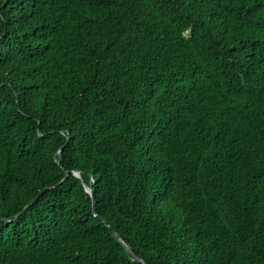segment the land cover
Instances as JSON below:
<instances>
[{"label": "trees", "instance_id": "trees-1", "mask_svg": "<svg viewBox=\"0 0 264 264\" xmlns=\"http://www.w3.org/2000/svg\"><path fill=\"white\" fill-rule=\"evenodd\" d=\"M0 82V264H264V0H0Z\"/></svg>", "mask_w": 264, "mask_h": 264}, {"label": "snow or ice", "instance_id": "snow-or-ice-1", "mask_svg": "<svg viewBox=\"0 0 264 264\" xmlns=\"http://www.w3.org/2000/svg\"><path fill=\"white\" fill-rule=\"evenodd\" d=\"M223 3H231L232 5H236V0H222ZM235 10V8L233 9ZM242 10V8H241ZM189 39L191 38L190 36L188 37ZM0 87H3V82H0ZM20 114L23 115V109H21ZM3 116V113L0 112V117ZM130 114L128 112H121L119 113L115 119L117 121L119 119H123L125 121L129 120ZM30 118V114L28 116ZM2 142V141H0ZM163 147V145H162ZM9 161L4 159V156L2 153H0V168H2L5 164H7ZM168 193L167 192H161L157 199L160 201H163L167 198ZM4 195L3 192L0 191V199H3ZM213 212H216V209L214 208L212 210ZM231 211L230 208L228 207H223L222 213H217V219L220 224H226L229 221L223 219L224 215H227ZM181 223L185 225V234L181 235L179 231L177 232V237H176V243L177 247H180V245H183V249L185 252V260L184 264H208V259H205L201 257L200 253H197L195 256L191 255L189 253V248H194L195 244L199 243L201 248H204L205 245L210 246V250H214L216 245L214 244V241L217 239V236L213 235L211 239L208 238V235L206 234L205 231H199V236L203 237V242L201 243L199 240H196L195 237L197 236V232L193 231V228H196V225L193 224L192 219L188 217L187 213H184L183 211L181 212Z\"/></svg>", "mask_w": 264, "mask_h": 264}, {"label": "water", "instance_id": "water-1", "mask_svg": "<svg viewBox=\"0 0 264 264\" xmlns=\"http://www.w3.org/2000/svg\"><path fill=\"white\" fill-rule=\"evenodd\" d=\"M69 173H75V172H72V171H68L67 173H66V175L67 174H69ZM47 189V188H46ZM46 189H43L42 190V192L41 193H43ZM34 201V199L31 201V202H33ZM93 204V208H94V203H92ZM25 208H27V207H25ZM107 228L110 230V228L107 226ZM113 233V232H112ZM114 234V236H116L118 239H119V237L115 234V233H113ZM120 241H121V239H119ZM128 253H129V255L132 257V258H135L136 259V257H135V255L133 254V252L131 251V250H128Z\"/></svg>", "mask_w": 264, "mask_h": 264}]
</instances>
